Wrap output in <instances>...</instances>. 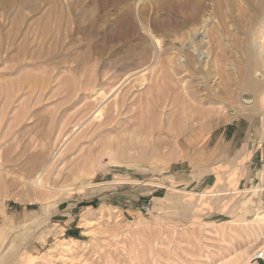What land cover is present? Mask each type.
<instances>
[{"label": "rangeland", "instance_id": "1", "mask_svg": "<svg viewBox=\"0 0 264 264\" xmlns=\"http://www.w3.org/2000/svg\"><path fill=\"white\" fill-rule=\"evenodd\" d=\"M258 7L0 0V264H262Z\"/></svg>", "mask_w": 264, "mask_h": 264}, {"label": "bare ground", "instance_id": "2", "mask_svg": "<svg viewBox=\"0 0 264 264\" xmlns=\"http://www.w3.org/2000/svg\"><path fill=\"white\" fill-rule=\"evenodd\" d=\"M216 3H217V1H216ZM258 3H259V7L261 8V9H264V0H258ZM177 5V4H176ZM180 5V4H179ZM178 5V6H179ZM186 6H188V4L186 3V5L185 4H181L178 8H177V11L179 12V13H182L181 15H183L184 16V14H186L185 13V10H186ZM258 7V8H259ZM190 8V7H189ZM217 8H219V5L217 4ZM260 8H259V10H260ZM219 10V9H218ZM175 11V10H174ZM174 11H173V13H174ZM177 12V13H178ZM176 13V14H177ZM219 15V14H218ZM222 15V14H221ZM187 16V15H186ZM189 16V15H188ZM191 16V15H190ZM222 17V16H221ZM183 18V17H182ZM184 19V18H183ZM129 20V19H128ZM128 20H126V22L128 21ZM132 23H133V21H132ZM127 24V23H126ZM131 28H134V24L133 25H131L130 23L128 24V26H127V29L129 30V29H131ZM123 29V28H122ZM121 28H120V30H122ZM124 30V29H123ZM149 31V30H148ZM148 31H147V33H148ZM118 32V34H122V33H120L119 31H117ZM123 33H125V32H123ZM157 43V42H156ZM158 46H159V44H158ZM27 50V49H26ZM24 52V51H23ZM22 54H24V53H22ZM203 54V53H202ZM31 55V54H30ZM248 58H249V61L250 60H256V56H255V54H253V52H249L248 54ZM7 57H8V55H7ZM24 57V56H23ZM26 57H28V56H26ZM31 57V56H30ZM10 58V57H9ZM8 58V59H9ZM25 58V57H24ZM152 58L154 59V60H157V59H155V57H153L152 56ZM157 58V57H156ZM151 60V59H150ZM160 60V59H159ZM248 60V59H247ZM18 61H19V59H18ZM163 61V60H162ZM248 61V62H249ZM157 63V62H156ZM159 63V62H158ZM149 64V63H148ZM153 64V63H152ZM152 64L150 63V65H148L147 67H145L144 69L142 68V70H140V71H137V72H131L129 75H114V74H112V75H110V76H107L106 75V78L104 79V83L105 84H107V85H109L110 86V92L112 91V92H114V94L115 95H117L118 93H119V91H120V89H121V87L126 83V82H128L131 78H135V77H138L137 75L138 74H140L141 72H144V71H146V70H148L149 68H152ZM155 66V65H154ZM153 66V67H154ZM250 66V65H249ZM252 66V65H251ZM144 67V66H143ZM155 68V67H154ZM251 68V67H250ZM248 74H249V72H247ZM257 74V73H256ZM259 74V73H258ZM258 74H257V76H258ZM124 76V77H123ZM263 76H264V74H263ZM263 76H262V78H263ZM251 78V77H250ZM136 80H137V78H136ZM138 83H139V85L141 86V85H143L146 81H147V79H146V76L143 74V75H139V78H138ZM90 86V85H89ZM139 87V86H138ZM86 88H88V87H86ZM246 89L248 90H260V88H258V86L256 85V84H253V83H251L250 81L247 83V85H246ZM106 93L107 92H102V93H100L99 94V96L101 97V99H105L106 98ZM261 102L263 103V105H264V91L262 92V94H261ZM100 100V99H99ZM96 101H98V99H96ZM114 105H117V102L115 101L114 102ZM102 112H103V108H101V109H99L98 111H97V113H96V115H97V117L98 116H101L102 115ZM41 175V174H40ZM39 178V177H38ZM37 180V179H36ZM40 180V179H39ZM22 181V180H21ZM37 182V181H36ZM38 184V183H37ZM36 184V185H37ZM264 218V217H263ZM260 219V218H259ZM259 222V221H258ZM260 222H262V221H260ZM234 233V232H233ZM261 232H259V234H260ZM256 234V233H255ZM262 235V234H261ZM260 235V236H261ZM230 238V237H229ZM229 256V255H228ZM247 259H248V254H247V252L246 251H241V252H238V253H236V254H234L233 256H231L226 262H224V263H222V264H247ZM222 261V260H221Z\"/></svg>", "mask_w": 264, "mask_h": 264}, {"label": "built area", "instance_id": "3", "mask_svg": "<svg viewBox=\"0 0 264 264\" xmlns=\"http://www.w3.org/2000/svg\"><path fill=\"white\" fill-rule=\"evenodd\" d=\"M141 211L144 213H149L151 211L149 204H143L141 206ZM254 261H261L264 264V249L257 252V255L253 258Z\"/></svg>", "mask_w": 264, "mask_h": 264}, {"label": "crops", "instance_id": "4", "mask_svg": "<svg viewBox=\"0 0 264 264\" xmlns=\"http://www.w3.org/2000/svg\"><path fill=\"white\" fill-rule=\"evenodd\" d=\"M263 264V263H262Z\"/></svg>", "mask_w": 264, "mask_h": 264}]
</instances>
